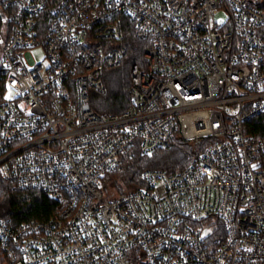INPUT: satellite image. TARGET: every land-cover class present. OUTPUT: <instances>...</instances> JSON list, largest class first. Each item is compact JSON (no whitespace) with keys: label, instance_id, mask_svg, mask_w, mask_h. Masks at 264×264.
Instances as JSON below:
<instances>
[{"label":"built area","instance_id":"built-area-1","mask_svg":"<svg viewBox=\"0 0 264 264\" xmlns=\"http://www.w3.org/2000/svg\"><path fill=\"white\" fill-rule=\"evenodd\" d=\"M47 8L0 0V180L56 204L47 220L0 218V264H264V0ZM126 30L143 63L126 110L100 114L91 94L126 58ZM174 139L190 146L182 171L103 198L121 156Z\"/></svg>","mask_w":264,"mask_h":264},{"label":"trees","instance_id":"trees-1","mask_svg":"<svg viewBox=\"0 0 264 264\" xmlns=\"http://www.w3.org/2000/svg\"><path fill=\"white\" fill-rule=\"evenodd\" d=\"M59 0H48L47 18ZM125 45L128 54L122 64L106 70L103 77L104 94H91V108L100 114H121L128 106L129 69L133 64L143 63L145 43L136 40L127 30ZM264 125V115L259 118ZM190 146L174 139L171 147L158 149L149 155H141L136 148L121 156L120 167L105 175L101 193L105 200H113L143 187L142 174L147 170L167 173L182 171L189 163ZM56 214V204L40 191H13L0 180V218L18 224L25 221L47 220Z\"/></svg>","mask_w":264,"mask_h":264},{"label":"rangeland","instance_id":"rangeland-1","mask_svg":"<svg viewBox=\"0 0 264 264\" xmlns=\"http://www.w3.org/2000/svg\"><path fill=\"white\" fill-rule=\"evenodd\" d=\"M32 54H33V57L34 58H41V50H36V51H34V52H32Z\"/></svg>","mask_w":264,"mask_h":264},{"label":"snow or ice","instance_id":"snow-or-ice-1","mask_svg":"<svg viewBox=\"0 0 264 264\" xmlns=\"http://www.w3.org/2000/svg\"><path fill=\"white\" fill-rule=\"evenodd\" d=\"M220 23H223V21H220ZM7 98V97H6Z\"/></svg>","mask_w":264,"mask_h":264}]
</instances>
